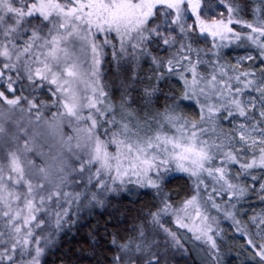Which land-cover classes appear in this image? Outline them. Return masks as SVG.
Segmentation results:
<instances>
[{
    "label": "snow or ice",
    "instance_id": "6c2138e0",
    "mask_svg": "<svg viewBox=\"0 0 264 264\" xmlns=\"http://www.w3.org/2000/svg\"><path fill=\"white\" fill-rule=\"evenodd\" d=\"M229 255L264 264V0H0V264Z\"/></svg>",
    "mask_w": 264,
    "mask_h": 264
},
{
    "label": "rangeland",
    "instance_id": "374dc122",
    "mask_svg": "<svg viewBox=\"0 0 264 264\" xmlns=\"http://www.w3.org/2000/svg\"><path fill=\"white\" fill-rule=\"evenodd\" d=\"M226 259L229 261V264H237V261L235 260L234 256H227Z\"/></svg>",
    "mask_w": 264,
    "mask_h": 264
},
{
    "label": "trees",
    "instance_id": "16d2710c",
    "mask_svg": "<svg viewBox=\"0 0 264 264\" xmlns=\"http://www.w3.org/2000/svg\"><path fill=\"white\" fill-rule=\"evenodd\" d=\"M179 183H182V181H180ZM173 186L175 187V184ZM84 231H86V229H84Z\"/></svg>",
    "mask_w": 264,
    "mask_h": 264
}]
</instances>
